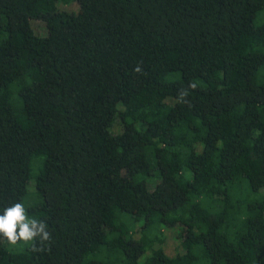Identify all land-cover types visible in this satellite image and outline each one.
I'll return each instance as SVG.
<instances>
[{"label":"trees","instance_id":"16d2710c","mask_svg":"<svg viewBox=\"0 0 264 264\" xmlns=\"http://www.w3.org/2000/svg\"><path fill=\"white\" fill-rule=\"evenodd\" d=\"M263 8L0 0V214L29 186L53 237L0 264H264Z\"/></svg>","mask_w":264,"mask_h":264},{"label":"clouds","instance_id":"9594fccd","mask_svg":"<svg viewBox=\"0 0 264 264\" xmlns=\"http://www.w3.org/2000/svg\"><path fill=\"white\" fill-rule=\"evenodd\" d=\"M134 71L140 72L141 69L137 67ZM196 87L195 83L189 85V88L192 89ZM187 96L186 89L180 91L178 93L179 102H185ZM0 239L5 240L10 246L23 243L25 246H29L33 252H40L51 243L53 237L44 221L30 217L24 204L17 202L6 207L0 214Z\"/></svg>","mask_w":264,"mask_h":264},{"label":"rangeland","instance_id":"374dc122","mask_svg":"<svg viewBox=\"0 0 264 264\" xmlns=\"http://www.w3.org/2000/svg\"><path fill=\"white\" fill-rule=\"evenodd\" d=\"M68 7L75 8L74 5ZM263 20H264V8L256 14L254 21L255 23H259L262 22ZM32 23L36 31L39 32L44 31L43 22L34 20ZM32 171L33 172L35 171L34 166L32 167ZM40 200H41V196L34 192H31V188L27 186V192L22 197L21 203H23L24 206L26 207L27 205L36 203ZM139 221L141 222V219ZM177 231H178L177 226L166 227L164 230V237H165L164 249L165 252L170 255L180 250H183L180 243V238L177 236ZM24 246L25 245L23 243H20L16 246H12V248L18 250V249H22ZM90 256L99 257V258L103 257L102 259H104L107 262V264H123L122 252L119 251L117 253L116 250H109L106 255L99 254V251H96L90 254Z\"/></svg>","mask_w":264,"mask_h":264}]
</instances>
